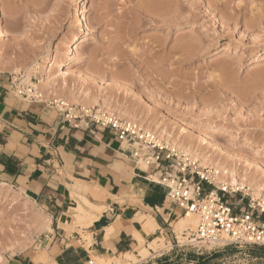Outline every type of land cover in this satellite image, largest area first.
<instances>
[{"label": "rangeland", "instance_id": "rangeland-1", "mask_svg": "<svg viewBox=\"0 0 264 264\" xmlns=\"http://www.w3.org/2000/svg\"><path fill=\"white\" fill-rule=\"evenodd\" d=\"M29 69L38 90L23 82ZM0 83L21 100L30 89L56 111L60 100L104 111L209 156L207 169H233L244 184L235 210L264 224V0H0ZM0 183V264H34L42 251L46 264H62L66 244L91 246L85 223L69 216L74 233L63 241L25 186ZM184 216L107 264H264V247L188 245L197 229L179 230Z\"/></svg>", "mask_w": 264, "mask_h": 264}, {"label": "crops", "instance_id": "crops-1", "mask_svg": "<svg viewBox=\"0 0 264 264\" xmlns=\"http://www.w3.org/2000/svg\"><path fill=\"white\" fill-rule=\"evenodd\" d=\"M146 177L111 130L75 128L52 106L21 100L0 83V178L25 186L50 215L53 232L65 233L60 235L63 241L74 233L68 228L73 220L66 227L61 221L77 203L83 204L82 196L105 207L87 228L91 246L66 244L58 262L86 264L93 254L106 258L129 253L169 234L182 213L168 201L167 190ZM144 215L154 219V231H145L140 221ZM107 228L114 229L108 238Z\"/></svg>", "mask_w": 264, "mask_h": 264}, {"label": "built area", "instance_id": "built-area-1", "mask_svg": "<svg viewBox=\"0 0 264 264\" xmlns=\"http://www.w3.org/2000/svg\"><path fill=\"white\" fill-rule=\"evenodd\" d=\"M13 84H15L12 81ZM19 95L25 100L40 102L42 94L30 93L24 89ZM67 113L65 121L84 123L87 130H111L136 168L144 166L147 181L167 190V199L185 216L198 217L196 232L187 238L188 245L231 244L236 246L264 247V224L262 216L255 217L254 211L238 213L230 199L240 190L217 181L214 169L202 168L178 147L169 144L157 134L137 124L123 120L116 115L95 109L60 107ZM78 114V115H76ZM264 213V206L258 210ZM88 264H94L89 259Z\"/></svg>", "mask_w": 264, "mask_h": 264}, {"label": "bare ground", "instance_id": "bare-ground-1", "mask_svg": "<svg viewBox=\"0 0 264 264\" xmlns=\"http://www.w3.org/2000/svg\"><path fill=\"white\" fill-rule=\"evenodd\" d=\"M154 2V1H153ZM155 4H157V6H158V8H159V5H161V2H160V4H159V2H154ZM153 4V3H152ZM154 4V5H155ZM153 5V6H154ZM164 5V4H163ZM168 7V6H167ZM166 7V8H167ZM170 7V6H169ZM160 8H161V6H160ZM172 7H170V9H171ZM162 9V8H161ZM140 10V9H139ZM160 10V9H159ZM164 10H166V9H164ZM168 10V9H167ZM176 10V9H175ZM169 12H170V10H169ZM174 13V12H173ZM167 15V14H166ZM80 41V37L79 36H76L75 38H74V43H73V45H77L78 44V42ZM31 69H29V72L27 73L26 72V77H25V79L23 80V82L24 83H27L28 85H30V86H28V87H33V88H35V89H37L38 90V85H36L35 83H33L32 81H31V74H30V71ZM33 70V69H32ZM171 75V74H170ZM22 82V83H23ZM45 84V83H44ZM42 90V89H41ZM30 89H27L26 90V92H28V93H30ZM41 95V94H40ZM68 96H70V94L68 95ZM74 97V96H73ZM73 97L72 98H69V99H71V100H73ZM75 98H76V96H75ZM70 100V101H71ZM64 101H65V99H64ZM67 101V100H66ZM69 101V100H68ZM74 101V100H73ZM73 101H71V102H73ZM78 101V100H77ZM57 104H59V106L60 107H63V106H67V107H69V108H71L70 106H69V104H70V102H69V104H68V102H63V101H55ZM97 102V101H96ZM85 103V102H84ZM88 105V104H87ZM101 107H102V105H101ZM128 122H130V121H128ZM130 123H133V122H130ZM135 124V123H134ZM138 125V124H137ZM212 130H214V132H216V133H219V134H223V129H218V128H214L213 127V129ZM155 134V133H154ZM166 136V135H165ZM170 143V142H169ZM207 144H209V145H212V142L210 143V141H208L207 142ZM213 146V145H212ZM215 148V147H214ZM188 149V148H187ZM215 150V149H214ZM186 151H188V150H186ZM183 153H185V152H183ZM190 153V152H189ZM186 154V153H185ZM188 157H190V155L189 154H186ZM199 156V155H198ZM197 156V154H192L191 155V160L192 161H194V162H201V167L202 168H207V167H205V165H207V164H205V163H207V162H209L210 160L209 159H211V158H209V156H199L198 157ZM200 157H201V159H200ZM211 157V156H210ZM221 165V164H220ZM222 166V165H221ZM225 167V166H224ZM222 168V167H221ZM226 169H227V167H225ZM226 169H217L216 171H215V173H216V175H217V181L218 182H221V183H223L224 185H227V186H230V187H232L234 190H237L238 188H241L244 184H243V182H240L238 179H237V176H236V173L235 172H233L232 170L231 171H228V170H226ZM244 180V179H243ZM1 188H6V184L5 183H0V189ZM2 190V189H1ZM84 190V189H83ZM258 190V189H257ZM256 193V192H255ZM259 194V193H258ZM258 194H256V195H258ZM255 195V194H254ZM78 196V195H77ZM81 196V195H80ZM85 197V196H84ZM81 200H82V202H83V204L81 203V202H79V203H77V205L76 206H74L72 209H71V214H70V216H73L75 219H77L78 221H82L83 223H85L84 225H87V226H89V227H91L97 220H98V216H97V212H99V210H105V207H103L102 206V208L100 209L99 207H97V205H94L93 203H91L90 201H88L87 199H85V198H83V196L80 198ZM100 213V212H99ZM102 213V212H101ZM45 219H47V218H45ZM87 220L89 221V223H86L87 222ZM46 221V220H45ZM84 221H86V222H84ZM144 225H145V231H147V232H149L151 229H153L154 227H155V222H154V219L151 217V216H143L142 218H141V220H140ZM81 222V223H82ZM47 225H46V227L48 226H50V224H51V218H48L47 219ZM69 223V221L67 220V219H65V218H63L62 219V221H61V225L62 226H65V225H67ZM80 223V224H81ZM199 223V220H198V217L197 216H195V215H192V214H189V215H187V216H184L183 218H181V220L180 221H178L177 222V224H176V226L179 228V230H184V229H188V228H191V229H193L194 231L197 229V224ZM66 227V226H65ZM60 228V227H59ZM114 229L113 228H107L106 230H105V232H106V236H107V238H108V236L110 235V233L113 231ZM151 232V231H150ZM134 236H135V238H140L141 239V235L139 234V233H136L135 232V234H133ZM143 239V238H142ZM141 239V240H142ZM105 240V239H104ZM153 243V242H152ZM154 244H155V242H154ZM150 245H152V244H150ZM159 246V245H158ZM153 247V246H152ZM156 247V246H155ZM145 252H147V251H145ZM46 256H47V254H46V252H40L37 256H35L34 257V259H33V263L34 264H46L47 263V261H46ZM129 256H131V254L129 255ZM95 264V263H94ZM97 264H107V261H106V259L104 258V257H98V262H97Z\"/></svg>", "mask_w": 264, "mask_h": 264}]
</instances>
